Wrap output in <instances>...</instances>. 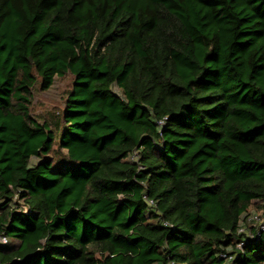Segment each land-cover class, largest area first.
Segmentation results:
<instances>
[{"label":"trees","instance_id":"1","mask_svg":"<svg viewBox=\"0 0 264 264\" xmlns=\"http://www.w3.org/2000/svg\"><path fill=\"white\" fill-rule=\"evenodd\" d=\"M261 226L264 0H0L1 264H264Z\"/></svg>","mask_w":264,"mask_h":264},{"label":"rangeland","instance_id":"2","mask_svg":"<svg viewBox=\"0 0 264 264\" xmlns=\"http://www.w3.org/2000/svg\"><path fill=\"white\" fill-rule=\"evenodd\" d=\"M71 79L57 78L53 87L44 93L36 94L34 102V114L36 116L47 115L56 109L63 107L64 97L69 90Z\"/></svg>","mask_w":264,"mask_h":264},{"label":"built area","instance_id":"3","mask_svg":"<svg viewBox=\"0 0 264 264\" xmlns=\"http://www.w3.org/2000/svg\"><path fill=\"white\" fill-rule=\"evenodd\" d=\"M253 220L256 221L257 223L260 221L259 217L258 216H254L253 217ZM260 232H264V226H261L260 227ZM8 242L7 238L5 237H1L0 238V243L1 244H6ZM240 248H242V246H239ZM224 257L226 258L227 256L224 255ZM1 264V263H0ZM228 264H234L233 261L230 259L229 263Z\"/></svg>","mask_w":264,"mask_h":264}]
</instances>
